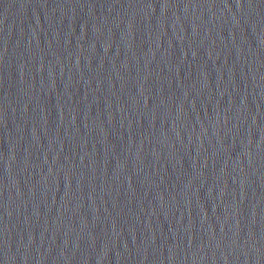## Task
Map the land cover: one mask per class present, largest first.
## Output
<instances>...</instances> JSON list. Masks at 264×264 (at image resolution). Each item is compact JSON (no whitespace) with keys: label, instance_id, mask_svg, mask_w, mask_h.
Returning a JSON list of instances; mask_svg holds the SVG:
<instances>
[{"label":"water","instance_id":"1","mask_svg":"<svg viewBox=\"0 0 264 264\" xmlns=\"http://www.w3.org/2000/svg\"><path fill=\"white\" fill-rule=\"evenodd\" d=\"M0 264H264V0H0Z\"/></svg>","mask_w":264,"mask_h":264}]
</instances>
